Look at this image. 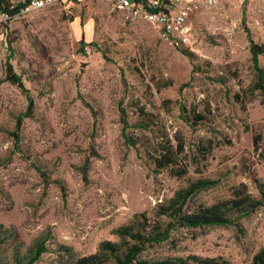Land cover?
Returning a JSON list of instances; mask_svg holds the SVG:
<instances>
[{"label":"rangeland","instance_id":"1","mask_svg":"<svg viewBox=\"0 0 264 264\" xmlns=\"http://www.w3.org/2000/svg\"><path fill=\"white\" fill-rule=\"evenodd\" d=\"M186 25L189 43L173 46L110 0H73L0 26L3 264H28L40 245L32 264H70L117 242L115 230L142 212L166 224L167 200L200 181L210 182L183 214L242 193L264 199V97L251 89L249 51L250 38L264 44V0L196 3ZM8 62L28 92L6 79ZM228 219L175 223L140 259L251 264L264 248V205Z\"/></svg>","mask_w":264,"mask_h":264},{"label":"trees","instance_id":"2","mask_svg":"<svg viewBox=\"0 0 264 264\" xmlns=\"http://www.w3.org/2000/svg\"><path fill=\"white\" fill-rule=\"evenodd\" d=\"M23 6V2L11 5L6 0H0V7L8 12L12 19L19 14ZM7 25L8 23L5 25L6 29ZM9 43H11V40ZM249 51L255 70V80L251 85V89L260 91L264 97V68L260 66L259 62V58L261 56L264 57V44L255 42L250 38ZM6 79L28 92L24 87L21 76L14 72L9 62L6 64ZM33 106L34 101L28 96V105L23 115L24 118L31 116ZM200 121H202V116L196 114L192 124L197 125ZM21 123L22 119H19L16 124L17 130L21 126ZM13 137L15 144H18L20 141L19 134L13 133ZM209 182L200 181L195 183L186 190L177 191L173 197L167 200L166 208L159 212L160 215H166L170 218L166 224H162L159 221H151L145 212L135 214L128 224L115 230V234L119 238L117 242L103 241L99 244L95 253L78 258L70 264H187V260L180 258L147 261L140 259V256L148 246L156 245L165 240L175 223L188 227L225 225L234 222V220L228 219L229 214L239 213V216L249 214L264 205V199L257 200L250 194L242 193L234 199L221 201L211 206H200L189 214H183L182 210L186 205L188 197L201 185ZM1 244L2 240L0 239V250ZM42 252L43 246L40 245L36 250V255L31 258L28 264H32L38 260ZM189 259L201 261V264L213 263V260L209 258L201 259L197 256H191ZM0 264H3L1 258ZM251 264H264V248L253 256Z\"/></svg>","mask_w":264,"mask_h":264},{"label":"built area","instance_id":"3","mask_svg":"<svg viewBox=\"0 0 264 264\" xmlns=\"http://www.w3.org/2000/svg\"><path fill=\"white\" fill-rule=\"evenodd\" d=\"M113 7L122 11L128 19H141L149 22L159 33L160 37L173 46L189 43V30L186 19L192 11V6L202 3L212 6L215 0H110ZM24 6L19 15L34 10H42L54 5L69 9L73 0H24ZM12 18L0 7V26L4 27ZM0 34V51L2 48Z\"/></svg>","mask_w":264,"mask_h":264}]
</instances>
